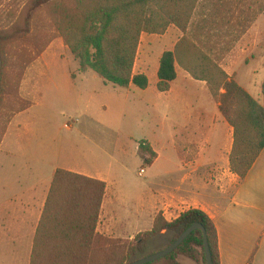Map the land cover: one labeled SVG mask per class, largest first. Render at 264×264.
Returning a JSON list of instances; mask_svg holds the SVG:
<instances>
[{"label": "crops", "instance_id": "1", "mask_svg": "<svg viewBox=\"0 0 264 264\" xmlns=\"http://www.w3.org/2000/svg\"><path fill=\"white\" fill-rule=\"evenodd\" d=\"M253 23L243 29L228 57L221 60L226 73L235 75L247 91L241 68L248 70L253 61L247 59L254 44ZM227 29L218 30L219 38H224ZM182 36L171 25L161 35L165 49L151 68H146L144 61L137 70L136 59L134 73L149 78L146 89L115 87L94 71L78 68L79 82L76 73L53 68L61 56L57 52L63 47L60 39L51 42L27 69L20 98L29 104L9 116L0 139V264H31L38 227L58 169L105 183L99 233H121L134 239L151 230L158 214L172 221L187 210L199 209L215 222L220 264H264V149L247 177L240 179L230 163L233 128L221 114L207 83L177 66L171 89L161 92L157 88L160 58L173 50ZM216 43L213 39L207 44L214 54ZM259 69L248 71L255 74ZM56 95L71 98L84 107L87 116L63 122L50 103ZM136 98L148 105L151 123L160 119L166 125L163 132L167 139L158 140L151 130V135L149 132L136 141L135 152L123 146L121 152H112L116 135L133 139V131L118 129L116 133L113 127L124 122L128 115L125 106ZM129 117L131 124L137 122ZM143 140L149 142L156 158L147 170L142 162L145 172L140 175L138 171V175L145 179L140 200L133 207L122 190L124 162L132 154L140 155Z\"/></svg>", "mask_w": 264, "mask_h": 264}, {"label": "trees", "instance_id": "2", "mask_svg": "<svg viewBox=\"0 0 264 264\" xmlns=\"http://www.w3.org/2000/svg\"><path fill=\"white\" fill-rule=\"evenodd\" d=\"M52 1L30 0L27 17L8 30L0 29V40L10 41L27 33L33 12ZM233 5L234 0H77L76 13L65 15L60 30L80 71L92 70L115 87L135 85L146 89L149 78L134 73L142 34L161 35L171 25L178 27L183 36L173 50L162 54L157 88L161 92L171 89V83L177 78V66L194 79L207 83L219 102L221 114L233 128L231 170L243 180L264 149V83L261 102L241 86L235 75L226 73L220 58L206 51L200 40L203 34L212 39L213 29L229 28L233 24L238 10ZM199 8L202 12L196 17ZM225 51L222 49L220 53ZM26 103L27 106L29 102ZM140 155L144 166H150L156 158L145 140L140 142ZM105 188L100 180L64 169L56 171L38 227L31 264L36 263V252L44 237L56 241L53 264H75L71 263L73 260H78L77 264H129L147 256L153 237L165 231L169 246L196 222L205 227L213 262L220 264L215 222L199 209L187 210L172 221L158 214L150 231L128 242L97 233ZM198 246L205 257L202 232L195 230L173 253L149 264H180L177 261L180 254L198 259Z\"/></svg>", "mask_w": 264, "mask_h": 264}, {"label": "rangeland", "instance_id": "3", "mask_svg": "<svg viewBox=\"0 0 264 264\" xmlns=\"http://www.w3.org/2000/svg\"><path fill=\"white\" fill-rule=\"evenodd\" d=\"M29 1L30 0H0V29L8 30L10 27L16 26L18 23L17 21L20 22L21 20H24L28 15L27 4ZM76 4L77 0H54L48 4H43L33 12L30 19V28L27 33L23 35H17L16 38L10 41L0 40V136L3 132V129L5 128L4 126L9 116H11L13 112L26 106L27 103L20 98L21 82L27 69L32 63H34V61L42 54V52L51 42L60 39V42L63 44L62 50L57 51L61 56L54 63L53 68L63 71L70 70L71 72L76 73L78 81L80 82L78 71L79 63L71 53L68 46L65 44L62 32L60 30L61 25H64L66 20L65 15L68 12L69 14L76 13ZM234 4V7L236 5L238 6V10L237 13H235L232 22L233 24L223 32L224 38H219L220 35L218 30L213 29L214 36L212 39L210 37L209 39L206 34H203L201 35L200 40L203 42L202 44L206 51H208L212 56L220 58L219 62L220 65H222V58L225 56L226 58L228 57L227 52L229 49H231L237 36L243 32L245 27L251 25L254 22V37L252 38L254 44L253 49L251 53L248 54L247 59L248 62L253 59L249 69L255 67H259L260 69L257 73L252 74L250 71H248L249 69L246 70L241 68V73L244 75L243 83L248 89V92L254 98L262 102V86L264 83V60L262 59V57H264V0H234ZM201 12L202 9L199 8L196 11L195 16L198 17ZM176 28L179 29L178 27ZM143 35L144 36L140 41L141 46L136 62L137 70H139V67L144 64V61L147 62L144 66L146 68H151L153 64L157 62V56H159L163 49H165L164 46H162L163 42L161 35L163 34L158 35L143 33ZM213 39H215V42H217L214 45V48L217 51L215 54L210 49V47L207 46L208 42ZM173 40L175 39L173 38L172 41ZM146 46L147 51L145 49ZM150 49L153 50L152 53H149ZM222 49L227 51L222 54L220 53ZM33 69H35V67ZM29 78H34L33 73H29ZM215 99L217 100V98ZM140 101L138 98H136V100H132L128 106H125V108L127 107L128 109V115L132 116V120L137 121L135 124H131L129 120L127 121V119L130 118L127 115V118H124V122L122 121L120 125L115 128L113 127V130L116 133L118 129L133 131V139L123 136L122 134L116 135L117 140L115 141V138H113V142L116 143V146L113 147L114 149L112 152H121L120 148L122 146L124 149H127L128 152H135L136 141L146 137L149 132L151 135V130L152 134L155 135L158 140L161 141L167 139L166 131L163 132V129H165L166 125L163 126L160 119H158L157 122L151 123L149 119V107ZM50 103L52 104V110L55 112L56 116H59L63 122L75 119L77 116H87V114L84 112V107L77 106L76 103L71 100V98L59 99V97L56 95V100L50 101ZM115 106L118 107L119 105L115 104ZM177 130L180 131V128H177ZM63 133L66 132L64 131ZM114 133L112 134L115 135ZM114 143L112 144L114 145ZM142 162V158L138 154H132L131 157L126 159L124 162L126 165V171L124 177L125 182L122 184V190L124 193V199H126L133 207L140 200V189L145 179V176L138 175V171L142 166ZM145 169L147 170L148 166H145ZM52 228L53 227H49L48 229ZM148 231H143L141 233ZM99 234L107 238L119 239L126 242L136 238L128 239L129 236H124L121 233ZM41 242L42 243L40 244L39 251L36 252L37 256L35 264H53L54 260H52V251H55L54 245L56 241L54 239L49 240L44 237ZM167 246L168 239L165 231H163L162 235H157L150 240L147 256L160 251ZM196 249L199 251L198 259L192 258L188 255L180 254L177 256V261L180 264H207L206 258L204 255H202L203 249L200 246L196 247ZM145 256H141L140 258ZM77 262L78 260H73L71 263L77 264Z\"/></svg>", "mask_w": 264, "mask_h": 264}, {"label": "water", "instance_id": "4", "mask_svg": "<svg viewBox=\"0 0 264 264\" xmlns=\"http://www.w3.org/2000/svg\"><path fill=\"white\" fill-rule=\"evenodd\" d=\"M195 230H200L203 235L204 252L207 264H214L207 231L201 223H194L188 227L172 244L153 254L137 259L129 264H149L173 253Z\"/></svg>", "mask_w": 264, "mask_h": 264}, {"label": "built area", "instance_id": "5", "mask_svg": "<svg viewBox=\"0 0 264 264\" xmlns=\"http://www.w3.org/2000/svg\"><path fill=\"white\" fill-rule=\"evenodd\" d=\"M144 172H145V169H144V168H141V169L139 170V174H140V175H143Z\"/></svg>", "mask_w": 264, "mask_h": 264}]
</instances>
